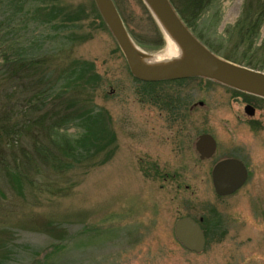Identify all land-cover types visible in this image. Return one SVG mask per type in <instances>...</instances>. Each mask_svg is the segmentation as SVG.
Segmentation results:
<instances>
[{
    "label": "rangeland",
    "instance_id": "rangeland-1",
    "mask_svg": "<svg viewBox=\"0 0 264 264\" xmlns=\"http://www.w3.org/2000/svg\"><path fill=\"white\" fill-rule=\"evenodd\" d=\"M112 1L132 43L147 55L162 53L166 38L143 1ZM93 2L73 0L89 15L78 32L82 41L55 62L73 58L93 64L102 83L92 104L110 119L115 150L104 164L66 172L62 186L75 185L64 197L28 189L18 194L0 172L3 263L32 264L63 241L65 250L53 264H264V99L209 79H136ZM243 3L215 0L200 13L192 34L222 58L264 67V22L249 47L238 43L232 30ZM3 8L5 25L24 33L31 14L24 10L18 21L12 3ZM7 45L0 43V54ZM168 100L173 104L165 107ZM246 103L255 107L253 116L244 113ZM203 133L218 145L207 160L194 149ZM230 156L243 159L250 176L235 194L219 198L210 170ZM181 216L203 217L206 229L222 219L235 225L224 236L208 235L204 251L193 253L174 237Z\"/></svg>",
    "mask_w": 264,
    "mask_h": 264
},
{
    "label": "trees",
    "instance_id": "trees-1",
    "mask_svg": "<svg viewBox=\"0 0 264 264\" xmlns=\"http://www.w3.org/2000/svg\"><path fill=\"white\" fill-rule=\"evenodd\" d=\"M178 1L176 6L170 0L194 32L200 13L215 0ZM10 3L14 8L12 17L18 15V21L24 10L31 14L24 33L15 32L10 23L5 25L3 6ZM93 11L101 21L94 2ZM86 16V9L73 0H0V43L8 44L0 54V172L18 194L28 189L64 197L75 185L62 186L66 172H83L104 164L115 150L111 121L92 104L93 91L102 83L93 64L73 58L55 62L82 41L78 32ZM263 22L264 0H244L232 28L237 42L248 47L254 44ZM152 23L162 41L159 28ZM172 104L171 100L163 102L165 107ZM180 105L174 108L180 109ZM56 242L43 255L33 258L32 264H53V258L65 250L63 241ZM0 264H4L1 255Z\"/></svg>",
    "mask_w": 264,
    "mask_h": 264
},
{
    "label": "water",
    "instance_id": "water-1",
    "mask_svg": "<svg viewBox=\"0 0 264 264\" xmlns=\"http://www.w3.org/2000/svg\"><path fill=\"white\" fill-rule=\"evenodd\" d=\"M166 34L178 42L184 51L181 59L164 65H147L141 61L131 38L112 0H94L96 8L127 61L131 74L142 81L176 80L203 77L233 89L264 98V72L223 59L205 47L183 23L169 0H142ZM146 54V53H145ZM252 116L254 108L244 107ZM200 158H209L215 150V140L207 133L200 134L195 143ZM212 183L216 193L227 195L245 181L247 170L237 159L218 161L212 169ZM202 221V218L199 219ZM174 236L187 250L201 252L205 238L197 221L189 216L174 223Z\"/></svg>",
    "mask_w": 264,
    "mask_h": 264
},
{
    "label": "flooded vegetation",
    "instance_id": "flooded-vegetation-1",
    "mask_svg": "<svg viewBox=\"0 0 264 264\" xmlns=\"http://www.w3.org/2000/svg\"><path fill=\"white\" fill-rule=\"evenodd\" d=\"M202 104V102H200V105ZM247 104V103H246ZM247 105H251L250 103H248ZM252 106V105H251ZM253 108H254V112H255V107L254 106H252ZM255 114V113H254ZM195 143V142H194ZM195 149V148H194ZM218 150V145H217V143H216V146H215V150H214V153L209 157V158H207V159H211L213 156H215L216 154H217V151ZM195 152H197L196 150H195ZM197 154V156H198V158L200 159V160H207L206 158L205 159H201L200 158V155L198 154V153H196ZM228 158H233V159H237V160H239L244 166H245V168H246V170H247V176H246V179H245V181H244V183L238 188V189H236L234 192H232V193H230V194H228V195H224V196H220V195H217L216 193V196H218L219 198H227V197H229V196H231V195H233V194H235L238 190H240V188L241 187H243L244 186V184L247 182V180H248V178H249V176H250V172H249V170H248V168H247V166H246V164L244 163V161H243V159H240L239 157H237V156H230V157H223V158H221V159H218L216 162H214V164H216L218 161H220V160H223V159H228ZM214 164L212 165V167H211V170H210V179H211V184H212V188H213V190H214V187H213V183H212V169H213V166H214ZM215 192V191H214ZM215 214V213H214ZM200 218H198V220H199ZM197 220V221H198ZM199 222V221H198ZM202 223H203V218H202V221H200L199 222V224H200V226H201V229H202V231H203V234H204V237H205V241L207 242V236L208 235H212V233H213V235H215V236H218L219 235V237L220 236H224L225 235V232L226 231H228V229L232 226V225H235V223H233V221H231V222H229V221H227L226 219L224 220V219H222V222L220 221H218L216 224L215 223H213V224H211L210 226H209V228L208 229H206L203 225H202ZM210 231H211V233H210ZM219 231V232H218ZM206 242H205V246H206ZM204 251V250H203ZM202 251V252H203Z\"/></svg>",
    "mask_w": 264,
    "mask_h": 264
},
{
    "label": "bare ground",
    "instance_id": "bare-ground-1",
    "mask_svg": "<svg viewBox=\"0 0 264 264\" xmlns=\"http://www.w3.org/2000/svg\"><path fill=\"white\" fill-rule=\"evenodd\" d=\"M134 48L138 52L141 61L147 65H164L174 60L181 59L184 56V51L181 48V46L178 45V42L167 34H166V45L163 48L162 53L158 55L150 56L145 54L136 46H134Z\"/></svg>",
    "mask_w": 264,
    "mask_h": 264
}]
</instances>
